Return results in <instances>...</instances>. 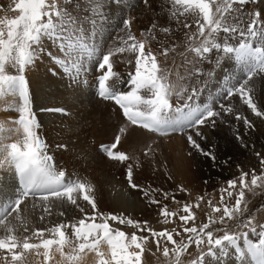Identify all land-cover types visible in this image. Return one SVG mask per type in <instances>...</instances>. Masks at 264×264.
Returning <instances> with one entry per match:
<instances>
[{"label":"bare ground","instance_id":"bare-ground-1","mask_svg":"<svg viewBox=\"0 0 264 264\" xmlns=\"http://www.w3.org/2000/svg\"><path fill=\"white\" fill-rule=\"evenodd\" d=\"M48 1L51 3V0ZM56 4L58 7H66L80 18L79 34L74 32L65 44L73 45L67 50L69 66L80 63L82 69L84 67L88 69L84 77L87 84L70 83L63 69L48 55H42L32 65L27 66L23 75L28 81L32 112L39 124L36 129L37 134L46 142L47 152L52 155L56 170L65 173V182L78 180L85 183L90 189L88 194L95 199L100 213L123 215L125 218L139 221L142 225L147 221L146 227L162 231L156 228L162 223L161 210L163 207L165 205L167 208L171 207V204L164 201L165 195H162L167 188L181 187L184 192L179 202H185L181 208H184L185 204L192 208V204L198 201V196L202 197L207 191V188L199 186V182L203 180L209 184L215 178H228L230 176L229 167H224L222 162L225 160L228 164L230 163L229 158L232 159L231 156L240 157L249 150L250 147L241 146V142L236 139L237 135L241 136L243 143L249 146L253 143L254 146L257 143L264 144V117H256L238 95L221 101L225 106L230 104L233 107V113L222 112L221 117L217 119L215 129L210 130L211 125L207 126V124L201 128L207 137L206 140L194 137L205 150L215 152V163L191 148L184 134L159 135L131 125L111 100L97 96L99 77L96 76L101 75L97 64L109 48L114 49L123 45V39L127 38V31L130 30L138 40L146 43V51L151 48L161 64L168 69L169 83L176 85L177 91L180 86L187 87L189 91L195 86L201 89L199 103L219 99L216 93L224 86L223 78L226 74H238L237 63L234 55H221L215 49L207 54L208 59L202 61L195 56L194 52L188 51L191 44H199L202 39L197 33V18L192 14L186 13L183 16L178 14V19H174L170 0H148L147 4L144 0H122L119 5L112 4L111 0H102L101 7L106 8L105 18H101V14L95 11L92 0H71V3L67 0H57ZM0 5V20L14 19L19 15L18 13L17 15L7 14L8 10L10 11L15 5L12 0H2ZM256 11L260 13L258 20L261 26H264V0H258L256 4L249 3L248 7L247 4L244 5L242 15L247 16ZM91 19H95L97 23L92 25L89 22ZM126 19L131 21L127 29L123 27ZM183 23H188L191 27L186 29ZM165 27L170 31L163 32L162 29ZM189 34H195V39H189ZM224 35L223 32L219 34L220 37ZM80 36H83V39H80ZM229 42L236 43L235 41ZM44 46L53 55L65 59V54L48 40L44 41ZM165 48L169 50L166 57L162 55ZM173 48H180V52L172 54L171 49ZM89 52H92L91 57H89ZM218 56L219 64L216 63ZM111 60L114 72L122 80H127L128 74L134 72L135 53H115ZM193 63L201 69V72L198 76L189 77L188 73L193 68ZM6 73L15 75L17 69L8 64ZM197 80L200 83H197ZM114 82L115 78L108 83L112 85ZM249 86L253 89L251 93L253 102L258 108L264 110V73L254 76ZM119 87L123 90L124 85L120 84ZM171 102L174 106L177 103L183 104V100H178L175 94L172 95ZM20 103L18 95L6 93L0 96V164H4L0 167V214L3 215H6V211L2 193L11 195L17 186L14 168L5 163L7 157L5 149L12 143H23L22 127L18 124L20 114L17 111ZM214 105L218 106L215 103ZM57 109L62 111H57ZM237 114L251 120L254 130H246L243 121L235 119ZM121 127H126L127 132L121 134V144L117 151H125L130 157L124 162L111 160L103 154L101 148V145L114 142ZM57 145L66 147H57ZM149 145L151 151L145 154ZM157 157H159V164L154 162ZM129 165L133 169V183L139 185V188L134 189L129 185L126 178ZM142 189L148 194L145 195ZM152 200L159 201V203H151ZM51 203L52 214L49 216L43 213L42 204L33 209L31 198L26 200L21 205V209H25L27 205V211H22L21 215L27 216L29 232H23L20 222L13 219L15 215L13 213L8 217V224L17 229L14 234L29 235L33 228L51 227L56 223L83 218L85 213L92 214L91 206L79 194L77 204L84 209V213H81L76 205L70 204L66 199L63 201L53 199ZM221 209L223 211V208ZM61 212L66 215L61 216ZM42 214L45 215L43 222L39 219ZM221 215L222 212H219L202 218L209 221V217L214 219ZM99 221L98 217L96 222ZM109 222L112 227H118L128 234L126 241L128 243H130L133 232L138 236L149 235L131 225ZM5 234H7L6 229L0 226V238ZM45 237L53 238L47 232ZM67 237L74 244L78 243L72 235V230H67ZM250 238L256 240L252 234ZM29 242L38 241L30 240ZM225 246L228 248L227 256L219 254L220 250L216 249L218 255L209 256L203 264H250V257L244 261L234 252L232 246L227 244ZM45 251L41 248L32 256L27 254L28 263L70 264L64 255H61L56 245L47 250L50 259L45 256ZM63 251L65 254L69 253L71 246L66 245ZM100 251L104 253V259H111V250L106 243L101 245ZM129 251H137V249L132 246ZM191 251L192 248L188 247L184 253L190 254ZM99 259L100 257L95 252L85 250L76 264H99ZM0 264H3V261H0Z\"/></svg>","mask_w":264,"mask_h":264},{"label":"snow or ice","instance_id":"snow-or-ice-1","mask_svg":"<svg viewBox=\"0 0 264 264\" xmlns=\"http://www.w3.org/2000/svg\"><path fill=\"white\" fill-rule=\"evenodd\" d=\"M71 3V0H67ZM102 0H92L95 11L104 17L106 8L101 7ZM112 4L119 5L122 0H111ZM256 0H170L171 12L174 19L183 16L186 13L192 14L197 18L196 27L200 40L199 44H191L188 51L194 52L200 60L208 59L207 54L214 49L221 55L232 54L237 63L238 74H226L223 78V87L219 89L216 95L219 99L209 100L206 103H199L201 89L193 86L191 91L187 87L177 86L169 83L168 69L165 68L158 60L157 55L151 48L146 51V43L138 40L129 30L127 38L123 39V45L117 48H109L106 54L101 56L97 69L101 71L99 76V96L105 100H111L122 110L126 120L134 126L147 129L151 132L167 135L169 133H181L187 138L191 148L198 151L216 162L214 151L205 150L200 140H206L207 137L201 131L206 124L215 127L216 119L221 117V113H233V107L221 101L229 100L231 97L238 95L245 105L255 114L256 117H264V110L258 108L253 102L252 87L249 82L258 73H264V26L258 20L260 13L258 11L243 16V6L249 3H255ZM148 3V0H144ZM16 9L19 15L14 19L0 20V96L6 93L18 95L21 103L18 106L19 112L18 124L22 127L23 143H12L5 151L7 157L5 163L14 168V177L18 183L11 195L2 193L5 200L6 215L0 214V226L6 229V233L0 238V260L3 264H24L25 254L30 250L45 249V256L50 259L47 250L56 245L61 255L70 264H76L85 253L95 252L100 257L99 264H142V255L144 245L147 243L149 236L155 238H165L176 247L172 250L175 255L173 264H181V256L190 245L195 243L198 247L206 243L208 246L207 255L215 257L219 254L227 256L230 245L236 249L237 254L242 260L247 261L250 257V264H264V225L258 227L255 217L249 216L247 219H238L248 211L245 202V190L251 187H260L258 181L264 182V175H256L253 170L248 182V172H242L238 178L229 180V189L237 187V179L240 182V190L235 199L233 206L224 205L222 215L219 219L209 217V222L202 227H184L183 231L189 234L187 243H180L173 239V235L165 229L164 231H155L146 227L147 221L142 225L139 221L125 218L123 215L109 214L104 215L97 209L96 201L93 196L89 195V187L78 180L65 182V173L57 171L54 165L52 155L47 152L46 142L40 138L36 129L39 127L38 122L32 112L31 97L29 93L28 81L23 75L25 68L32 65L42 55H48L68 76L70 83L86 85L87 80L84 78L88 69L81 68L80 63L70 65L69 54L67 50L73 47L72 44H65V41L71 39L73 33L79 34L81 21L73 12L66 7H58L56 3H48V0H18ZM46 18V19H45ZM95 25L97 21H89ZM131 21L126 19L123 22L124 28H129ZM155 27V25H153ZM184 28H190L191 25L183 23ZM167 33L169 28L162 29ZM223 32L225 35L220 37ZM83 39V36H80ZM195 39V37H190ZM48 40L53 46L60 49L65 54V59L53 55L44 46V41ZM131 41V43H129ZM235 41L236 43H230ZM168 49L165 48L162 55H168ZM135 53L134 72L129 73L127 80H122L113 70L111 57L115 53ZM92 52H89L91 57ZM131 62V61H130ZM216 63H220L219 56ZM11 64L17 69V74L10 75L6 73V65ZM106 69V71H105ZM201 69L193 63V68L189 70V77L198 76ZM115 78V82L109 85V81ZM197 83H200L197 80ZM124 85L123 90L119 87ZM175 94L178 100H183V104L177 103L173 106L171 102L172 95ZM218 105L219 110L214 108L213 104ZM57 111H62L57 109ZM235 119L243 121L245 129H253L254 124L247 117L235 115ZM127 132L126 127H121L115 140L111 144L101 145L102 150L113 161L124 162L130 159L125 151H117L121 144V134ZM236 139L241 142L242 147H250L243 143V138L237 135ZM57 147H66L57 145ZM254 147V146H251ZM147 151H151L148 146ZM191 154V153H190ZM260 156V153H256ZM222 163H227L223 161ZM264 165V158L260 160ZM4 164H0L3 167ZM126 178L130 187L136 189L139 185L133 183V169L131 165L127 168ZM142 191H144L142 189ZM228 196L233 195L232 191L225 189ZM81 195L92 208V214H84L83 218L74 221L56 223L51 227L33 228L29 235L14 234L17 229L10 227L8 217L20 222L23 232H29L27 216H22L21 205L31 198V206L36 209L43 205V213L51 215L53 199L63 201L67 200L70 204L76 205L81 213L84 209L77 204V195ZM144 194L148 193L144 191ZM167 198V193L164 194ZM39 202V203H38ZM151 203L158 204L159 201L152 200ZM223 202V196H221ZM243 204V208L241 205ZM198 206V205H197ZM165 217V223L169 216H175V212H169L167 205L161 210ZM214 212H221V208L214 207ZM259 211V209H258ZM184 212L179 220L185 225L189 220H194L195 215L191 211V206L185 204ZM64 215L63 212L60 213ZM101 222H96L97 218ZM40 221L45 220V215H40ZM227 221L236 220L237 222L229 226ZM109 221L118 222L120 225H131L147 232L149 235L138 236L135 232L131 234L130 243L128 234L120 228H114ZM213 223L224 225L215 231L223 232L218 238L214 236L213 231L208 230ZM72 229V235L78 243L74 244L67 237V230ZM240 229H246L240 231ZM49 233L53 238H46L45 233ZM256 237V240L250 238ZM179 235V233H177ZM35 240L38 242H29ZM241 241L246 246H241ZM106 243L111 250V259L103 258L104 253L100 251L102 244ZM66 245L71 246V251L67 254L63 249ZM157 248L160 247L159 239L156 240ZM134 246L139 251H129ZM169 248H163V255L169 256ZM204 259L201 255L200 261ZM200 261H192V264H200Z\"/></svg>","mask_w":264,"mask_h":264},{"label":"rangeland","instance_id":"rangeland-1","mask_svg":"<svg viewBox=\"0 0 264 264\" xmlns=\"http://www.w3.org/2000/svg\"><path fill=\"white\" fill-rule=\"evenodd\" d=\"M1 1L2 0H0V3H1ZM12 1L14 2L15 5H13L11 7L10 11L8 10L7 14L9 13V15H17V13L19 14L18 10L16 9V4L18 3V0H12ZM56 2H57V0H51V3H56ZM257 2H258V0L253 4H256ZM248 5L249 4H247V7H248ZM11 12H12V14H11ZM0 14H1V5H0ZM0 17H1V15H0ZM0 27H4V26L0 25ZM189 36L193 37V36H195V34H193V35L189 34ZM190 37H189V39H190ZM178 52H180V48L171 49L172 54L173 53L176 54ZM98 77L99 76H97V78ZM213 106H214V108H216V110H219L218 106H215L214 104H213ZM215 119H216V123H217L218 118H215ZM209 125L210 124H207V126H209ZM213 128L214 127L210 126V130H212ZM257 144H256V146H254V143L251 144L247 153L244 154L243 156H240L241 158L240 157L235 158L234 156H231L232 159L229 158L230 163H228V164L224 163V165H225L224 167H226V166L229 167L228 173L230 174V176L228 178H215V180L212 179V181H210L209 184L205 183V181H203V180L199 182L200 183L199 186L202 185V187L207 188V191L205 192L206 194L202 195V197L198 196V201L196 203L192 204L194 206V208L192 206L191 211L194 213L195 219L189 220L186 225L179 220V217L181 215L187 214L184 212V208H181L183 203H185V202H179L180 197H183L184 191H182L181 187H176V186L167 188L165 190L166 191L165 193H167L168 196H167V198L166 197L164 198V201L168 202L167 204H171V207L168 208V211L169 212H175L176 215L175 216H169L167 218V223H165V217L162 215V223H161V225H159L158 228H156V230L159 228L162 229V231L167 229L173 235V239L177 242V244L187 243L189 234H187L183 231L184 227L195 226L197 228H200V227H202L203 224L209 222V221H206L205 219H203L202 218L203 216H212L214 214H217V212L213 211L214 207L223 208L224 205H228L229 207L233 206L235 203V199L238 196V192L240 190V182L237 179V187L235 189H229L227 182L229 180L238 178L242 172H248L249 176L247 179H248V182L250 185V180H251V175H252L253 170H255V173L258 176L264 175V165H261V163H260V160L262 158H264V144L263 143H257ZM251 146H254V147H251ZM257 152L260 153V156L256 155ZM103 154L106 156L104 151H103ZM154 162H157L159 164L160 163L159 157H157V159H155ZM214 168H215V166H214ZM203 184H204V186H203ZM258 184H260L261 186L260 187H251L250 186V188L244 189L245 190V202L247 203L248 211L245 212L243 216H239L237 214V218L238 219H247L249 216H254L255 217L254 222L256 223L258 230H259V226L264 225V182L258 181ZM199 186L197 185V187H199ZM225 189L232 191L233 195L231 197H229L228 192L224 191ZM165 193H163L162 195L164 196ZM221 196H223V202H221ZM224 198H226V199H224ZM174 206L177 209L173 208ZM241 207L243 208V204L241 205ZM258 209H259V211H258ZM221 212H222V209H221ZM65 215H66V213H64V216ZM214 219L218 220L219 217L214 218ZM99 222H101V221H99ZM236 222H237L236 220H232V221L226 220V224H228L229 226H231L232 224H234ZM109 223L111 224V222H109ZM223 227H224V225H221L219 223H213L208 230L213 231L214 236L218 238L219 236L223 235V232H217L215 230L218 228H223ZM71 230L72 229L69 228V231H71ZM245 230L246 229H240V231H245ZM177 233H179V235H177ZM250 236H251V233H250ZM157 239H159V241H160V247L159 248H157V245H156ZM254 240H255V238H254ZM240 243H241L242 247L245 246L243 244V241H241ZM164 247H168L170 250L168 257H165L163 255V248ZM175 247H176V245H173L170 241H167L165 238H155V237L149 236L147 243L144 245V252L142 255V264H173L174 259H175V255H174V252L172 250ZM189 247L192 248V251L190 252V254H185V253H183L184 255L182 254L181 264H192V261H194V260L200 261L201 255L204 256V259L202 261H200V264H203V262L206 259H208L209 256L207 255L208 246L206 243V237H205V244L204 245H201L198 247L195 243H193ZM245 248H246V246H245ZM2 251L3 250H0V252H2ZM137 251H139V250L137 249ZM36 252H37V250H35V249L27 252L25 254L24 264H26V263L31 264V263H28L29 261H27V258H28L27 254H31V256H32V254H34ZM234 252L237 253L236 249H234ZM0 261H3V260H0Z\"/></svg>","mask_w":264,"mask_h":264}]
</instances>
